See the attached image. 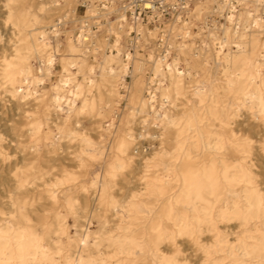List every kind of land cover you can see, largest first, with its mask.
Listing matches in <instances>:
<instances>
[{"label": "bare ground", "instance_id": "6f19581e", "mask_svg": "<svg viewBox=\"0 0 264 264\" xmlns=\"http://www.w3.org/2000/svg\"><path fill=\"white\" fill-rule=\"evenodd\" d=\"M65 1L72 15L78 0ZM210 1L149 29L115 0H81L87 23L80 21L65 44L80 56L59 58V79L47 93L37 87L55 62L47 49L57 37L50 17L58 0H46L39 14L29 0H2V28L17 38L0 55V264H264V0H215L224 23L192 47L190 17ZM111 13L116 53L103 54L95 71L84 52L102 42L90 26ZM41 22L46 28L32 27ZM132 32L131 46L157 39L166 46L149 53L147 84L142 59L126 51L119 59L121 38ZM128 73L129 99L142 117L139 136L172 145L153 164L162 171L143 182L133 174L146 165L144 155L134 153L125 126L109 158L77 131L82 115L111 118ZM93 122L95 137L113 124ZM72 139L77 148L69 150ZM95 165L101 173L92 189L73 182ZM116 187L129 198L117 197ZM92 219L102 227L112 221L115 230L92 231ZM69 220L85 227L70 229ZM219 251L227 262L215 259Z\"/></svg>", "mask_w": 264, "mask_h": 264}, {"label": "rangeland", "instance_id": "374dc122", "mask_svg": "<svg viewBox=\"0 0 264 264\" xmlns=\"http://www.w3.org/2000/svg\"><path fill=\"white\" fill-rule=\"evenodd\" d=\"M116 4L118 6H121V8L124 9V12L126 14L127 18H133V14L128 11V8L123 7L125 4L123 0H115ZM173 1V0H171ZM178 1V0H176ZM198 0H191L189 3L183 8V9H177L175 12L170 13V15L165 16L163 18L159 19H151V20H146L145 18L143 19H137L140 23L146 25L149 29H153L155 26L159 28H163L164 25H168L171 22L173 23V20L179 16L181 19H184L186 14L184 13L186 10L192 8L193 3ZM203 1V0H201ZM60 9L56 10V12L50 17V19L53 21V23L58 24V32H57V37L56 38H50L49 40V46H48V51L52 52L55 54V62L52 68V72L48 77H43L42 81L40 84H38V92H50L52 84L55 83L59 79V71H60V64H59V58L60 57H68V56H73L76 57V59L80 56L78 55L77 52L70 53L65 49V44L67 38L70 36L72 37L73 35H76L79 33L77 30L78 25H80V21H82L84 24L87 23L85 19V4L81 0H78L77 3H75V9L74 13L71 15L70 10L73 6L72 3L69 5L67 4V1L65 0H58ZM0 4H2V0H0ZM46 0H29L28 2V7L36 12V14H39L41 11L39 10L40 6L46 5ZM264 7V3H263ZM202 13H200L197 17H190L191 25H190V31L194 35L193 38H189L187 40L188 43L192 45V47L195 48H200V40L203 37H207L209 33L212 31H215L218 33L219 28L221 25L224 23V19L222 17V12H220L217 9V3L215 0H212L210 2H207L205 7L201 10ZM4 15L0 13V55L2 53V50L6 48L7 46H10L11 43L17 38V33L16 31L6 27L5 29L2 28L1 22H3ZM109 20L112 24L114 22V14H109L106 18L99 16L95 17L92 19L94 21V24L90 26V28L93 31H96L97 34V39L98 41L102 42V45L97 46L96 44H89V46L86 48V51L84 52L85 55V62L88 66L94 67L95 71L97 70V66L99 62L102 59V55H108L110 53L115 54L116 51L112 49L111 45L114 41V36L110 34L108 31L109 27ZM45 27L46 23L41 22L33 25L32 27ZM46 28V27H45ZM135 35L134 32L131 33L130 37H127L126 39L121 38V43L125 46L122 47V51L120 52L119 59L121 61H124L125 55L124 51L129 52L130 55H136L139 59H142L144 62L143 70H142V77L145 79L146 84L149 81V78L153 76L150 70V62L148 55L149 53L151 54H156L158 52H161L164 47L160 45L161 41L156 40V41H143L139 40V46H131L133 44V36ZM52 36V34H51ZM178 37V36H177ZM179 38V37H178ZM177 38V41L180 39ZM260 39H264V33L261 32L259 34ZM1 46H6L2 48ZM169 47V46H167ZM8 52V51H7ZM175 53V49L173 46L169 48V55L170 57L173 56ZM30 62L33 66V71L35 73L39 72L38 69V62L37 58L34 56H31ZM183 64H181L182 66ZM73 71H75V68L72 67ZM78 80L81 79L80 76H77ZM96 81L99 80V77L95 75L93 77ZM131 86V75L128 73L125 75V77L122 80V84H119L118 86V91H119V98L115 101V104L113 106V111L110 113V117H100V116H95V117H90L89 115H82L79 118V123L77 124L78 126V133L80 134H85L91 138L93 141V146L98 147L102 153L101 156L103 158H109L112 154V149H113V142H114V136L117 133V129L120 128L121 126H125L126 132H131L133 134V143L135 145L133 146L134 148V153H141L143 154L144 158L142 159V162H146V165L143 163L140 165V169L133 174V180H138V182H143L149 174L152 172L159 173L161 172V167H154L153 164L157 162V156L159 153H161L164 150H170L172 145L166 141L159 140L157 137L156 138H148V137H141L139 136L140 132L142 131V123H141V114L136 112L135 109V104L130 101L129 99V89ZM99 120L101 127H105L108 122L112 121V126L107 132L95 137L93 136L94 133V126L96 125L93 122V119ZM126 120V121H125ZM129 121V122H127ZM151 126V124H149ZM121 133V132H120ZM124 133V131H123ZM69 150H73L77 148V139H72L68 143ZM157 153L158 155H154ZM72 170H76V167H72ZM101 173V169L98 165H95L88 174H76V178L73 181L74 183H83L85 187H88V189H92L93 185L92 182L95 180V177H99ZM99 179V178H98ZM119 186H121L119 184ZM141 187V185L139 186ZM115 189V195L117 197H129L128 195V190L125 187H120V189L117 191V187ZM134 193L137 192V190L133 189ZM158 204L160 200L157 201ZM155 202V203H157ZM76 224L81 227H85L84 224L79 225L80 223L73 222L71 220L68 221V225L70 229H73ZM90 227L92 231H98L100 229H107L109 231H114L115 227L112 221H108L104 224L102 227L101 224L96 222V220L92 219L90 224L87 225ZM236 230V229H235ZM234 230V231H235ZM197 254L200 255V251H197ZM215 259L220 261V263H225L228 261V258H224V252L219 251L214 253ZM192 258V257H191ZM190 258V259H191ZM193 259V258H192ZM203 259V258H202ZM264 261V260H263Z\"/></svg>", "mask_w": 264, "mask_h": 264}, {"label": "built area", "instance_id": "2783aa9c", "mask_svg": "<svg viewBox=\"0 0 264 264\" xmlns=\"http://www.w3.org/2000/svg\"><path fill=\"white\" fill-rule=\"evenodd\" d=\"M123 7L133 14L135 19H159L170 15L177 9H183L191 0H123Z\"/></svg>", "mask_w": 264, "mask_h": 264}]
</instances>
